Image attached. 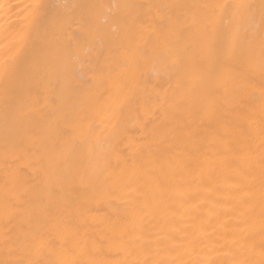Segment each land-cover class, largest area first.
<instances>
[{"label": "bare ground", "instance_id": "obj_1", "mask_svg": "<svg viewBox=\"0 0 264 264\" xmlns=\"http://www.w3.org/2000/svg\"><path fill=\"white\" fill-rule=\"evenodd\" d=\"M234 2L0 0V261L264 264L260 0L211 73L198 31Z\"/></svg>", "mask_w": 264, "mask_h": 264}, {"label": "snow or ice", "instance_id": "obj_2", "mask_svg": "<svg viewBox=\"0 0 264 264\" xmlns=\"http://www.w3.org/2000/svg\"><path fill=\"white\" fill-rule=\"evenodd\" d=\"M30 7L35 9L37 16L42 13L46 5L41 3H36ZM202 7L209 9V15L199 26V33L201 35L203 46L208 54V63L206 65L207 71L209 73L215 70V63L211 59L217 53V50L222 44V33L226 35L227 42L223 44V56L228 60H234L239 55L240 44L249 40V34L247 33L244 25L248 19L252 16L254 9L257 7L254 4L247 3L245 0H237L234 3H214L203 5ZM260 11V55H261V67L264 70V0H260L259 3ZM190 26H185L186 30ZM205 57L202 56L201 60ZM16 57L12 58L11 65L4 67V71H13L15 69ZM260 203H261V214L264 217V86L261 88V119H260ZM248 158L252 159L253 153L251 149L248 152ZM238 175H243L242 171L237 172ZM11 237L7 234L5 235V241L10 240ZM164 240L169 244H175L177 237L173 233H169ZM141 238L139 236H134L128 239H121L120 245L123 250L128 251L129 247H134L140 244ZM190 241L189 243H193ZM143 243H151V241H144ZM34 244L39 250L41 247L47 244L51 246V242L43 241L42 239H37ZM0 264H41L39 260H7L0 261ZM120 264H150L147 259L144 260H125L120 262ZM151 264H163L161 261H152Z\"/></svg>", "mask_w": 264, "mask_h": 264}]
</instances>
